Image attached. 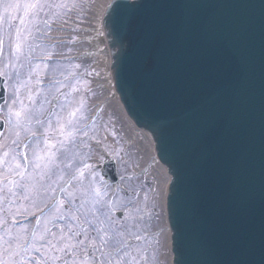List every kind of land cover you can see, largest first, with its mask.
I'll use <instances>...</instances> for the list:
<instances>
[{"label": "water", "instance_id": "obj_1", "mask_svg": "<svg viewBox=\"0 0 264 264\" xmlns=\"http://www.w3.org/2000/svg\"><path fill=\"white\" fill-rule=\"evenodd\" d=\"M101 25L115 96L169 175L172 264H264V0H111Z\"/></svg>", "mask_w": 264, "mask_h": 264}, {"label": "rangeland", "instance_id": "obj_2", "mask_svg": "<svg viewBox=\"0 0 264 264\" xmlns=\"http://www.w3.org/2000/svg\"><path fill=\"white\" fill-rule=\"evenodd\" d=\"M41 3L46 6L36 17L29 38L30 78L27 62H23V69L16 65L27 85L20 88V99L31 121L26 127L14 128L7 120L8 107L14 98L11 86L15 83V74L13 68L7 66L6 39L3 57H0V75L5 79L7 93L6 101L0 107V120L5 123V130L0 134V253L8 239L9 229L13 232H21L25 228L31 231L37 223L43 228L52 215L45 205L62 202L72 212L80 209L87 214L80 216L81 222L93 220L97 227L104 222V228L123 233L119 238L118 246L122 248L119 257L105 256L106 264L108 260L115 264L116 259H122V264H169L162 184L157 180V171L154 169L151 174L148 173L149 167L144 169L140 166L139 156L116 131L120 125L117 124L118 117L114 118L117 125L112 126L110 115H106L109 119L99 114L94 118L88 108L92 100L99 98L90 92L94 81L104 73L96 65L99 55L82 57V46L58 51L55 47H60V42L54 45L48 42L51 30L63 28L61 24L70 26L69 32H74V25L69 20L73 13L79 11V0H41ZM80 16L79 23H82L85 16ZM72 45H77L76 39ZM77 54L80 55L76 57ZM2 73H8L13 79ZM72 112L75 116L69 117ZM58 120L64 123V135L58 130ZM91 120L94 121L90 123ZM49 122L52 128L48 135L50 143L55 144L52 151L56 153L51 167L40 170L29 164L24 179L12 173L16 183H7L9 169L5 161L10 163L16 152L27 151L29 158L32 156L31 147L36 140L26 128L39 135L48 128ZM14 140H18L19 145L13 143ZM24 143H29L27 150L22 146ZM107 159L116 164L118 183L115 186L104 183L97 169ZM16 162L25 163L22 155L17 156ZM25 184L32 187L26 190L22 187ZM9 189L15 192V196ZM41 209H44L43 213ZM61 212L67 214L66 209H61ZM56 223L62 225L64 222ZM47 226L53 227L51 223ZM92 255L99 258L100 252Z\"/></svg>", "mask_w": 264, "mask_h": 264}, {"label": "snow or ice", "instance_id": "obj_3", "mask_svg": "<svg viewBox=\"0 0 264 264\" xmlns=\"http://www.w3.org/2000/svg\"><path fill=\"white\" fill-rule=\"evenodd\" d=\"M45 6L41 0H0V57H3L6 39L8 47L7 66L12 67L15 74V83L11 86L14 98L8 107L7 116L8 122L14 128L26 127L31 122L24 102L20 99V88H26L27 85L22 79L21 71L16 69V65L18 64L23 69V62H27L30 78L31 45L29 38L32 35L35 19ZM26 48L28 49L27 52L25 51ZM2 75L13 79L8 73H2ZM17 105H19L18 109L16 108ZM74 116V112L69 113V117ZM68 122L70 123L71 120L69 119ZM57 127L60 134L64 135V123L58 120ZM51 128L52 125L49 122L48 128L39 135L37 132L26 128L36 140V143L31 147L32 156L29 158L27 151L24 153L16 152L13 154L10 163L5 161L8 163L9 169V176L6 177L7 183H16L12 173L24 179L29 164L34 169L40 170L51 167V163L56 158V153L52 151L55 144L50 143L48 135ZM16 135L19 137L20 133L17 132ZM13 143L19 145L18 140H14ZM29 143L22 145L25 150L29 148ZM7 155L8 153H5V156ZM21 155L25 161L24 164L16 162L17 156ZM21 168L24 171H20ZM22 187L27 190L32 186L25 184ZM9 192L15 196L12 189H9ZM53 200L55 201L54 196ZM45 207L52 215L46 220L43 228L37 223L31 231H28L27 228L21 232L8 230V239L5 242L3 252L0 253V264H106L105 256L119 257L122 251V248L118 246L120 245L119 238L123 233L104 228V222H100L101 226L99 227L94 224L93 220L85 219L84 222H81L80 216L87 214L81 212L80 209L72 212L71 208L62 202H56L51 206L45 205ZM61 209H66L67 214L61 212ZM40 211L43 213L44 209ZM59 221L64 223L62 225L56 223ZM13 223L15 224L16 221L13 220ZM49 223L53 225L52 228L47 226ZM85 224L88 226L85 227ZM54 228L57 230L54 231ZM106 248L108 249L107 252H105ZM97 251L100 252L99 258L92 255ZM107 264H113L112 260H108ZM115 264H122V259H116Z\"/></svg>", "mask_w": 264, "mask_h": 264}, {"label": "bare ground", "instance_id": "obj_4", "mask_svg": "<svg viewBox=\"0 0 264 264\" xmlns=\"http://www.w3.org/2000/svg\"><path fill=\"white\" fill-rule=\"evenodd\" d=\"M109 0H96L93 4V10L91 12V19L88 21L86 25H78V28L76 30V34L73 35L72 32H69L68 25L61 24L63 28L56 27L55 29L51 30V33L49 34L50 39L48 42L50 45H54L58 42L61 43L60 47H55L56 50H64L66 47H75L79 48L82 46L84 50L80 53L82 57H91L92 55L98 54L97 52L101 50V48L104 49L106 53V46L105 42L102 39V29L100 25L101 15L102 11L106 5V3ZM74 20L73 18H70L69 22L72 23ZM64 29H67L63 31ZM71 37H74V40L77 39V45H72L73 39ZM97 44H100V46H96ZM89 47H92L90 50ZM88 49L90 51H88ZM95 51V52H94ZM80 54H77L76 57ZM99 55V54H98ZM75 56V55H74ZM97 68L104 71L100 79H97L94 81L93 85L91 86L90 92L91 94H97L99 95V98L96 100H92L89 107L91 116H99L104 115H110L111 116V122L112 126H116L117 124L119 128H116V131L120 133L124 141L128 143V147L132 148L135 154L139 156V161L141 163V167L150 168L148 173L152 174V171L155 169L157 171L158 175V181L162 184V207L163 210L165 209V192L167 183L169 180V177L166 174V170L161 164L157 161L155 157V153L153 150V144L148 136L147 133L144 131L138 129L133 125V123L128 119V117L125 115V112L119 102V100L114 96L113 89L111 86V81L108 74V59L102 55L98 56L97 59ZM118 117V119L116 118ZM109 119V117H106ZM114 118L117 120V124L114 121ZM94 120H91L90 123H92ZM98 121L97 119L95 120ZM90 126V125H89ZM142 170V169H140ZM155 180V179H154ZM165 211V210H164ZM165 227L167 228L166 224ZM166 232V238H167V244H166V250L168 252V259L170 264V244H169V232L168 229Z\"/></svg>", "mask_w": 264, "mask_h": 264}]
</instances>
